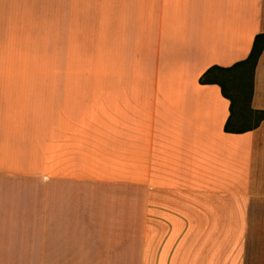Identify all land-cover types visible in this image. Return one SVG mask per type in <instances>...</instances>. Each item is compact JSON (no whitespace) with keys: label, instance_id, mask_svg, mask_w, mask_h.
Returning a JSON list of instances; mask_svg holds the SVG:
<instances>
[{"label":"crops","instance_id":"0c3cea01","mask_svg":"<svg viewBox=\"0 0 264 264\" xmlns=\"http://www.w3.org/2000/svg\"><path fill=\"white\" fill-rule=\"evenodd\" d=\"M260 32L264 0H0V264H264V119L199 81Z\"/></svg>","mask_w":264,"mask_h":264},{"label":"trees","instance_id":"16d2710c","mask_svg":"<svg viewBox=\"0 0 264 264\" xmlns=\"http://www.w3.org/2000/svg\"><path fill=\"white\" fill-rule=\"evenodd\" d=\"M264 47V32L252 40L247 56L227 67L211 66L199 78L203 83H215L223 97L229 101V113L223 129L227 132H244L264 119V110L249 106L252 94V76L257 58Z\"/></svg>","mask_w":264,"mask_h":264},{"label":"rangeland","instance_id":"374dc122","mask_svg":"<svg viewBox=\"0 0 264 264\" xmlns=\"http://www.w3.org/2000/svg\"><path fill=\"white\" fill-rule=\"evenodd\" d=\"M51 67L54 68V69H56V65H54V64H51Z\"/></svg>","mask_w":264,"mask_h":264}]
</instances>
